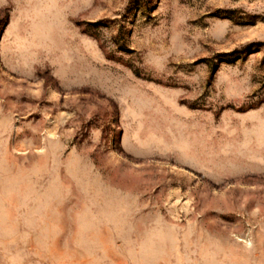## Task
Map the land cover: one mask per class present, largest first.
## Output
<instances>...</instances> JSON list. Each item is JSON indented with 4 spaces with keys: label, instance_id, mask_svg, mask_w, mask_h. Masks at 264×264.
<instances>
[{
    "label": "rangeland",
    "instance_id": "rangeland-1",
    "mask_svg": "<svg viewBox=\"0 0 264 264\" xmlns=\"http://www.w3.org/2000/svg\"><path fill=\"white\" fill-rule=\"evenodd\" d=\"M0 264H264V0H0Z\"/></svg>",
    "mask_w": 264,
    "mask_h": 264
}]
</instances>
